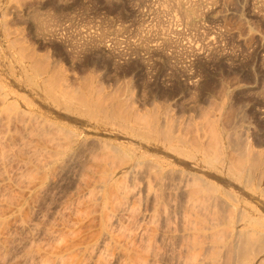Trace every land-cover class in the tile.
Masks as SVG:
<instances>
[{
  "label": "bare ground",
  "instance_id": "obj_1",
  "mask_svg": "<svg viewBox=\"0 0 264 264\" xmlns=\"http://www.w3.org/2000/svg\"><path fill=\"white\" fill-rule=\"evenodd\" d=\"M15 1L0 0V264H264V150L224 107L181 118L74 79L19 37L12 16L44 23ZM71 168L83 209L69 198L40 221Z\"/></svg>",
  "mask_w": 264,
  "mask_h": 264
},
{
  "label": "rangeland",
  "instance_id": "obj_2",
  "mask_svg": "<svg viewBox=\"0 0 264 264\" xmlns=\"http://www.w3.org/2000/svg\"><path fill=\"white\" fill-rule=\"evenodd\" d=\"M15 2L13 11H38L45 25L38 28L31 17L18 23L12 16L19 37L74 79L93 76L111 90L125 87L128 97L168 104L181 118L200 106L224 107L222 122L239 125L249 139L246 145L264 150V0ZM188 9L194 12L191 25L184 17ZM77 174L78 169H68L42 193L39 220L69 198L75 201L73 210L83 209L77 204L84 193L76 190ZM79 187L83 191L84 185ZM96 229L85 223L83 239Z\"/></svg>",
  "mask_w": 264,
  "mask_h": 264
}]
</instances>
